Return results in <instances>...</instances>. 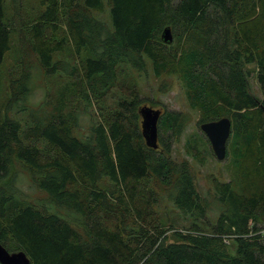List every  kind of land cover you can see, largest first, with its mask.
<instances>
[{
	"label": "trees",
	"instance_id": "16d2710c",
	"mask_svg": "<svg viewBox=\"0 0 264 264\" xmlns=\"http://www.w3.org/2000/svg\"><path fill=\"white\" fill-rule=\"evenodd\" d=\"M2 4L0 64L9 50ZM106 4L107 22L94 16L102 0H42L28 39L19 32L21 60L28 61L19 62L20 73L9 82L0 121V245L22 252L28 264H264V0ZM59 26L73 54L83 55L80 74L53 59L65 44L54 38ZM166 28L169 42L161 39ZM146 61L155 78L177 75L198 124L229 120L224 158L238 191L213 180L212 194L201 200L186 165L170 160L188 124L185 113L159 111L155 149L144 144L142 99L134 90L106 123L94 121L90 109L113 87L117 66L141 73ZM251 64L259 98L243 68ZM54 75L75 80L73 108L22 124L18 115L36 110L28 104L33 89ZM18 168L36 201L16 187ZM149 184L189 221L176 241L158 242L162 230L150 210L156 199Z\"/></svg>",
	"mask_w": 264,
	"mask_h": 264
},
{
	"label": "rangeland",
	"instance_id": "374dc122",
	"mask_svg": "<svg viewBox=\"0 0 264 264\" xmlns=\"http://www.w3.org/2000/svg\"><path fill=\"white\" fill-rule=\"evenodd\" d=\"M42 0H3V23L9 30V50L3 55L0 64V121L5 115V102L9 97V82L15 79L20 73L19 62L28 61L27 56H23L21 60V48L19 44V32L24 36V40L28 39L27 27L34 23L41 10ZM60 5L66 0H56ZM94 16L98 19L108 21V7L106 0H102V7L99 12H95ZM68 32L65 27L59 26L55 32L54 38L65 39L63 50L59 54L53 56L54 60H64L70 65L77 68L80 74L82 68L83 55H74L71 46L67 42ZM248 71L249 91L255 97H260L259 87L255 80L256 69L254 65L243 67ZM73 78L64 75H54L44 80L42 87L36 86L28 99L30 107L36 110L31 113H23L18 115L22 124H27L31 118L42 119L55 114L63 108V111L73 108L76 101ZM136 91L142 99V105L158 111H174L185 113L188 115V124L172 144L169 158L177 166L184 164L189 171L192 185L201 200L207 198L213 192V180L229 183L231 188L238 191V184L230 167V159L223 158L216 160L207 143L204 134L199 130L198 113L188 107L184 88L179 81L177 75H161L155 78L151 72L149 62H145L144 71L137 73L126 65H119L116 69V77L113 87L104 96L102 100L95 103L90 109V115L96 122L106 123L110 115L116 110L118 102L128 100L127 92ZM86 118L80 117V124L85 125ZM230 135V132H229ZM188 141V144H186ZM39 150L44 151V144L38 140L33 141ZM229 144V137L225 146ZM229 146V145H228ZM191 148L198 153L195 160L191 156ZM194 158V159H193ZM23 171L18 168V180L16 187L25 192L31 201H36L38 193L30 192L28 180L24 176ZM145 183V182H144ZM149 187L154 192L155 203L151 207V211L155 213L157 221L162 233L159 235L158 242L161 244L176 241L178 234H185L188 229L189 221L183 218L177 209L171 203L169 196L162 189ZM208 225L211 227L214 223L213 213L207 214ZM202 224V222H198ZM204 224V223H203Z\"/></svg>",
	"mask_w": 264,
	"mask_h": 264
},
{
	"label": "water",
	"instance_id": "95a60500",
	"mask_svg": "<svg viewBox=\"0 0 264 264\" xmlns=\"http://www.w3.org/2000/svg\"><path fill=\"white\" fill-rule=\"evenodd\" d=\"M163 42L171 40L169 30L166 28L161 33ZM141 117L140 127L141 135L145 146L155 149L156 148V123L159 115L158 110L150 109L142 106L138 110ZM199 130L206 137L212 154L216 160H222L225 157L226 141L230 132V122L227 118H220L211 122L199 124ZM26 256L18 252H7L0 245V264H28Z\"/></svg>",
	"mask_w": 264,
	"mask_h": 264
}]
</instances>
